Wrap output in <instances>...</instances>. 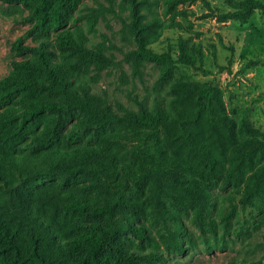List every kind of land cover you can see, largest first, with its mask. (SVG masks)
I'll use <instances>...</instances> for the list:
<instances>
[{
  "label": "trees",
  "instance_id": "trees-1",
  "mask_svg": "<svg viewBox=\"0 0 264 264\" xmlns=\"http://www.w3.org/2000/svg\"><path fill=\"white\" fill-rule=\"evenodd\" d=\"M2 1L28 10L21 18L32 24L26 37L34 31L42 36L32 45L12 43L23 56L0 79L1 101L13 102L17 93L24 97L22 105L0 113V264H152L159 254L153 231L168 251L180 253L184 226L174 212L192 210L196 221L209 222V189L221 179L240 182L246 168L262 163L264 136L246 118L237 127L228 117L218 84L187 74L203 57L199 49L180 37L178 60L170 50L157 52L136 14L131 23L135 59L159 65L160 79L172 80L169 107L119 117L101 110L94 99L73 94L67 76L71 64L60 58L65 51L84 67L113 66L100 48H86L80 33L76 40L61 30L79 0ZM177 1L194 0L167 2ZM223 2L229 10L210 8L218 22L244 25L256 10L264 16L261 0ZM56 30L57 52L44 39ZM73 111L97 120V143L63 146L80 130L64 134ZM117 122L124 126L121 131L101 132ZM122 151L128 164L116 158ZM259 167L243 189L249 203L264 192V165ZM87 177L91 188L80 189ZM139 217L147 219L148 228L138 224ZM128 236L149 238L151 249L129 250Z\"/></svg>",
  "mask_w": 264,
  "mask_h": 264
},
{
  "label": "rangeland",
  "instance_id": "rangeland-1",
  "mask_svg": "<svg viewBox=\"0 0 264 264\" xmlns=\"http://www.w3.org/2000/svg\"><path fill=\"white\" fill-rule=\"evenodd\" d=\"M167 1L79 0L67 11L61 30L71 31L76 40L80 33L86 48H100L113 63L108 69H97L93 65L84 67L78 65L76 56L65 51L60 53V58L71 64L67 70L70 90L80 98L94 99L101 110L115 117L141 110L168 109L172 80L160 79L159 65L135 59L136 42L131 23L136 14L143 34L155 43L152 46L157 52L170 50L173 59L178 60L180 37L190 41V47L199 49L203 57L201 61L196 60L194 67L185 70L187 74L195 81L218 84L228 117L237 127L246 118L264 136V16L261 11L256 10L244 25L231 20L222 23L210 8L229 10L223 0L177 1L175 5ZM174 12L183 14L173 17ZM27 14L28 10L21 4L0 0V79L12 69V61L22 59L17 49H11L12 43L32 45L42 36L34 31L32 36L26 37L25 32L32 24L21 18ZM59 31L44 36L55 52ZM250 62L256 65L248 68ZM23 98L17 93L13 102L6 104L0 100V113L9 106L19 107ZM66 120L65 135L77 128L80 130L76 139H64L63 146L97 143L93 125L97 120L79 111L70 112ZM80 124L89 127L82 128ZM35 126L41 129L43 124L37 121ZM123 127L121 122L112 123L101 132L121 131ZM21 146L22 143L19 148ZM116 158L120 164H128L126 151L116 153ZM261 165H264V158L262 163L246 168L240 182L223 183L221 179L209 189L211 206L206 211L211 219L209 222L196 221L192 210L174 212L184 226L180 253L168 251L153 231L159 254L152 264H245L249 261L264 264V192L250 203L243 198L244 187ZM90 181L87 177L79 188L88 190ZM138 224L147 228L150 225L141 217ZM128 240L129 250L148 252L151 249L149 238L139 241L128 236Z\"/></svg>",
  "mask_w": 264,
  "mask_h": 264
}]
</instances>
